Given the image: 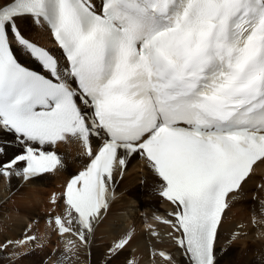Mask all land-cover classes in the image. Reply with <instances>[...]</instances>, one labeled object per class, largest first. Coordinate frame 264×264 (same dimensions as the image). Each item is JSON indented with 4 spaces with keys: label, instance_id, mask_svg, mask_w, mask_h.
<instances>
[{
    "label": "snow or ice",
    "instance_id": "1",
    "mask_svg": "<svg viewBox=\"0 0 264 264\" xmlns=\"http://www.w3.org/2000/svg\"><path fill=\"white\" fill-rule=\"evenodd\" d=\"M25 20L47 26L63 66L21 30ZM3 136L23 145L0 164L5 178L60 167L47 146L85 148L90 163L63 193L67 223L55 218L60 235L87 243L108 209L115 165L138 154L174 206L162 223L188 264H216L227 198L264 163V0H0ZM93 137L103 141L95 154Z\"/></svg>",
    "mask_w": 264,
    "mask_h": 264
},
{
    "label": "bare ground",
    "instance_id": "2",
    "mask_svg": "<svg viewBox=\"0 0 264 264\" xmlns=\"http://www.w3.org/2000/svg\"><path fill=\"white\" fill-rule=\"evenodd\" d=\"M21 30L30 40L51 46L42 23L35 27L31 20H25ZM18 58L22 64L35 67L27 57L18 54ZM0 143L6 149L0 153V164H4L17 152L18 143L12 136H3ZM60 146H63L59 149L61 166L54 172L31 181L15 174L9 178L0 176V247L5 246L4 251L0 250V264H43L46 258L49 264H127L129 260H135V264H170L158 255L164 249L172 258L171 264H188L169 235L172 229L162 223L173 219L168 212L173 211L172 205L160 197L158 178L138 154L128 158L123 169L115 165L111 188L118 198L110 200L107 211L93 224L87 243L81 244L71 232L58 236L55 218L61 217L66 224L64 218L68 215L59 198L60 186L86 163L77 146ZM263 170L264 163L259 162L241 188L229 196L215 243L216 264H264ZM32 221L36 224L27 228ZM153 230L158 233L155 237L151 235ZM128 233H131L129 245L113 254L110 250L114 243ZM27 237L35 239L21 243ZM51 239L56 242V252L48 249L52 246ZM27 250L29 253L23 257Z\"/></svg>",
    "mask_w": 264,
    "mask_h": 264
},
{
    "label": "rangeland",
    "instance_id": "3",
    "mask_svg": "<svg viewBox=\"0 0 264 264\" xmlns=\"http://www.w3.org/2000/svg\"><path fill=\"white\" fill-rule=\"evenodd\" d=\"M141 184H142V183H141ZM44 197H45V199L47 200V198H48V191H45ZM42 213H43V211H42ZM43 214H44V213H43ZM32 223H33V225H35V224H36V221H32ZM50 235H51V234H50ZM49 241H50V245H52V246H50V248L54 249V248H53V244H56V242H53L52 239L49 240ZM48 249H49V247H48ZM55 249H57V248H55ZM49 250H50V249H49ZM54 252H56V250H55ZM26 253H29V250L23 252V254H24L23 257L27 255ZM128 253H129V251H128ZM20 255H22V254H20ZM18 259H19V258H18ZM18 259H16L14 262H16Z\"/></svg>",
    "mask_w": 264,
    "mask_h": 264
}]
</instances>
